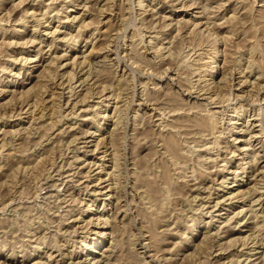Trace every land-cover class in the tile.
Returning <instances> with one entry per match:
<instances>
[{
  "label": "rangeland",
  "instance_id": "1",
  "mask_svg": "<svg viewBox=\"0 0 264 264\" xmlns=\"http://www.w3.org/2000/svg\"><path fill=\"white\" fill-rule=\"evenodd\" d=\"M262 2L0 0V264H264Z\"/></svg>",
  "mask_w": 264,
  "mask_h": 264
},
{
  "label": "bare ground",
  "instance_id": "2",
  "mask_svg": "<svg viewBox=\"0 0 264 264\" xmlns=\"http://www.w3.org/2000/svg\"><path fill=\"white\" fill-rule=\"evenodd\" d=\"M220 1H222V0H220ZM224 1H225V0H224ZM228 1H229V0H228ZM194 3H195V2H194ZM218 3H219V2H218ZM223 3H224V2H223ZM237 3H238V2H237ZM241 3H242V2H241ZM191 5H192V4H191ZM216 5H217V4H216ZM261 5L264 6V3L262 2ZM203 6H205V4H204ZM219 6H220V3H219ZM224 6H225V5H224ZM239 6H240V5H239ZM225 7H226V6H225ZM233 7H234V6H233ZM203 8H204V7H203ZM205 8H207V7H205ZM205 8H204V11H205ZM214 8H215V7H214ZM216 8H217V7H216ZM218 8H219V7H218ZM223 8H224V7H223ZM238 8H240V7H238ZM219 9H220V8H219ZM219 9H218V10H219ZM221 9H222V8H221ZM221 9H220V10H221ZM236 9H237V8H236ZM208 10H210V9H208ZM212 10H214V9L212 8ZM216 10H217V9H216ZM226 10H227V9H226ZM232 10H233V9H232ZM244 10H245V9H244ZM224 11H225V10H224ZM255 11H256V10H255ZM211 12H212V11H211ZM216 12H217V11H216ZM216 12H215V13H216ZM218 12H219V11H218ZM220 12H221V11H220ZM231 12H232V11H231ZM253 12H254V11H253ZM42 13H43V12H42ZM205 13H206V11H205ZM212 13H213V12H212ZM215 13H214V14H215ZM233 13L235 14V13H238V12H235V10H234ZM233 13H231V14H233ZM207 14H208V12H207ZM209 14H210V13H209ZM231 14L229 15V17H231ZM239 14H240V13H239ZM41 15H42V14H41ZM204 15H205V14H204ZM214 16H215V15H214ZM214 16H213V17H214ZM220 16H221V15H220ZM234 16H235V15H234ZM234 16H233V17H234ZM41 17H42V16H41ZM224 17H225V16H224ZM224 17H220V18H224ZM233 17H232L231 19H233ZM257 17H258V15H257ZM198 18H199V17H198ZM234 18H235V17H234ZM36 19H37V18H36ZM38 19H39V18H38ZM38 19H37V20H38ZM211 19H212V18H211ZM231 19L229 18V19L227 20V22H229ZM205 20L208 21L207 19H205ZM217 20H218V19H217ZM217 20H216V21H217ZM219 20H220V19H219ZM221 20H222V19H221ZM237 20H238V19H236V22H237ZM210 21H211V20H210ZM213 21L215 22V20H213ZM222 21H223V20H222ZM222 21H221V22H216V26L213 24V26L216 27L215 29H216L217 32H219L220 29L225 28V27L227 26V25H225V24H226V23H225L226 20H225L224 22H222ZM231 22H233V21H231ZM191 23H192V25H193V28H195L197 25L199 26V24L201 23V21H196V22L193 21V22H191ZM206 23L208 24L209 21H208V22H205V23H203V24H206ZM212 23H213V22H212ZM233 23H234V22H233ZM233 23L231 24L232 27H233ZM234 24H235V23H234ZM200 25H201V24H200ZM209 25H212V24H209ZM209 25H205V27H206V26H209ZM213 26H212V28H213ZM210 27H211V26H210ZM210 27H207V28H210ZM228 27H229V26H228ZM196 28H198V27H196ZM201 29H203V28H201ZM215 29H214V30H215ZM229 29H230V28H229ZM229 29H227V30H229ZM199 30H200V29H199ZM203 30H204V29H203ZM212 30H213V29H211V31H212ZM221 31H222V30H221ZM195 32H196V31H195ZM209 32H210V31H209ZM212 32L215 34L214 31H212ZM212 32H211V33H212ZM52 33H53V32H52ZM227 33H228V32H227ZM232 33H234V31H233ZM221 34H222V33H221ZM230 34H231V33H230ZM216 35H217V33H216ZM219 35H220V34H219ZM223 36H225V35H223ZM226 36H229V33H228ZM191 37H192V36H191ZM230 37H232V36L230 35ZM225 38H226V37H225ZM207 39H208V38H207ZM212 39H213V38H212ZM33 40H35V39H33ZM33 40H32V42H34ZM220 41H221V40H220ZM27 42H28V40H27V41H24V43H27ZM30 42H31V41H30ZM217 43H218V42H217ZM221 43H222V42H221ZM215 46H216V45H215ZM215 46H214V47H215ZM159 47H160L159 50H161V46H159ZM157 48H158V47H157ZM159 50H158V51H159ZM214 50H215V48H214ZM207 54H208V53H207ZM212 54H213V53H212ZM210 56H211V55H210ZM200 57L202 58V56H200ZM211 57H212V56H211ZM213 57H214V56H213ZM26 59H28V58H25V60H26ZM199 59H200V58H199ZM199 59H198V60H199ZM83 60H84V58H83ZM209 63H211V62L209 61ZM61 65H62V64H61ZM201 65H202V64H201ZM206 66H207V65H206ZM205 71H206V69H205ZM210 72H211V71H210ZM210 74H211V73H210ZM202 77H203V76H202ZM221 78H222V77H221ZM199 79H200V78H199ZM220 80H221V79H220ZM204 81H205V80H204ZM206 86H207V85H206ZM205 92H206V91H205ZM117 99H118V98H117ZM211 99H212V98H211ZM213 101H214V100H213ZM215 101H216V100H215ZM173 110H174V109H173ZM200 110H201V109H200ZM200 110H199V111H200ZM208 110H209V109H208ZM202 111H203V110H202ZM202 111H201V112H202ZM41 112H42V111H41ZM210 113H211V112H210ZM195 114H196V112H195ZM206 114H207V113H206ZM199 115H200V114H199ZM204 115H205V114H204ZM207 115H208V114H207ZM201 116H202V115H201ZM208 117H209V116H208ZM195 118H196V117H195ZM200 118H201V117H200ZM211 118H212V117H211ZM214 118H215V117H214ZM173 119H174V118H173ZM178 119H179V118H178ZM204 120H205V119H204ZM206 120H207V119H206ZM201 121H202V120H201ZM208 121H209V120H208ZM211 121H213V120H211ZM214 123H215V122H213L212 124H214ZM210 124H211V123H210ZM210 124L207 125V126L209 127ZM171 125H172V124H171ZM171 125H170V126H171ZM179 125H180V124H179ZM191 125H192V124H191ZM199 125H200V124H199ZM199 125H198V126H199ZM203 125H204V124H203ZM182 126H183V125H182ZM192 126H193V125H192ZM196 126H197V124H196ZM176 127H177V126H176ZM199 127H200V126H199ZM212 127H215V124H214V126H212ZM172 128H173V127H172ZM180 128H181V127H180ZM182 128H183V127H182ZM182 128H181V129H182ZM210 128H211V127H210ZM211 129H213V128H211ZM170 130H171V129H170ZM170 130H168V131H170ZM172 130H173V129H172ZM191 130H192V129H191ZM174 132H175V129H174ZM170 133H171V132H170ZM160 134H161V133H160ZM162 135H163V137L166 138V136H165L166 134H165V135L162 134ZM168 135H169V134H168ZM173 136H174V134H173ZM167 138L170 139L168 136H167ZM167 141H168V140H167ZM248 141H249V139H248ZM165 142H166V140H165L163 143H165ZM169 142H170V141H169ZM172 142H173V141H172ZM178 143H179V142H178ZM168 144H169V143H168ZM172 144H173V143H172ZM168 146H169V145H168ZM168 146H167V147H168ZM170 146H171V144H170ZM168 148H169V147H168ZM165 149H167V148H165ZM170 149H171V148H170ZM173 149H174V148H173ZM174 150H175V149H174ZM168 152H169V151H168ZM170 152H171V151H170ZM170 152H169V153H170ZM114 155H115V154H114ZM170 155H171V154H170ZM112 158H113V157H112ZM41 159H42V158H41ZM113 162H114V163H112V164H113V167L115 168L116 165H117V164H116V159H114ZM117 167H118V165H117ZM114 172H115V171H114ZM111 173H113V172H111ZM113 176H114V175H113ZM260 176H261V175H260ZM111 179H112V178H111ZM99 180H101V179H99ZM105 186H107V184H106ZM108 187H109V186H108ZM254 187H255V186H254ZM110 190H111V185H110ZM99 192H100V191H99ZM249 193H250V192H249ZM49 194H50V193H49ZM109 194H110V193H109ZM104 195L109 196L108 193H104ZM106 198H108V197H106ZM220 200H221V199H220ZM222 200H223V199H222ZM219 202H220V201L217 200V202L215 203L216 205H214V206H217ZM223 202H224V201H223ZM97 217H98V216H97ZM105 220H106V219H105ZM105 220H104V221H105ZM107 221H108V219H107ZM105 223H106V222H105ZM48 227H49V226H48ZM53 245H55V246H60L58 243H54ZM94 247H96V245H94ZM48 255H49V254H48ZM49 256L51 257V255H49ZM106 256H107V255H106ZM47 258H48V257H47ZM107 258H108V257H107ZM48 259H49V258H48ZM96 260H98V259H96ZM96 260L94 259L93 261H89V262H90V263H92V262H94V261L96 262ZM239 260H240V259H239ZM43 263H44V262H43ZM96 263H97V262H96ZM74 264H76V263H74Z\"/></svg>",
  "mask_w": 264,
  "mask_h": 264
}]
</instances>
